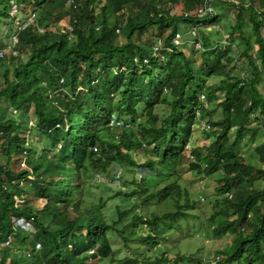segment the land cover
Returning <instances> with one entry per match:
<instances>
[{
	"label": "trees",
	"instance_id": "16d2710c",
	"mask_svg": "<svg viewBox=\"0 0 264 264\" xmlns=\"http://www.w3.org/2000/svg\"><path fill=\"white\" fill-rule=\"evenodd\" d=\"M12 1L0 0V23L2 18L9 16L8 5L10 8ZM47 1L20 0L19 15H26V6L31 5L39 18V26L48 20L40 26L46 31L40 33L37 27L29 26L19 33L17 55L0 58V63L5 66L0 83V155L4 158L0 162V244L11 243L16 251L15 236H18L22 246H27L18 255L13 252L12 257H7L2 249L0 264H6L7 260L12 264H89L86 259L89 249L96 250L94 259L109 256L116 259L112 250L113 238L123 241L126 248H133L132 244L143 246L149 240L151 247L156 248V243L163 242V236L172 230L168 229L171 223H178V217L186 218L187 210L194 206L189 205L188 197L184 198L183 205L180 203L178 167L186 161V145L192 142L191 126L198 118L196 107L205 86L200 84L203 70H207V78L222 74L225 80L219 87L203 94L207 100L214 98V94L222 96L223 118L213 121L205 106L199 108L202 117L207 115L211 127H218L224 133L236 128V133L233 140L223 139L219 133L209 145L190 149L193 162L189 163V169L198 174H212L222 163L227 167L231 165L237 173L225 178L222 187L225 192L246 183L253 175L256 166L238 155L236 148L244 136L251 133L248 121L252 116L264 126V84H259L261 75L264 77V37L261 34L264 5L255 0H215L233 6L237 20L230 24L231 33L226 39L218 36L213 41L206 30L212 26L215 31H222L227 26L225 16L219 15L217 9L214 17L197 19L172 15L168 6L172 7L178 0H136L135 4L141 10L135 15L125 7L130 0H68L67 6L58 9L46 6ZM207 1L185 0L184 10ZM65 17H69V34L50 29ZM196 24L198 35L192 38L189 30ZM117 27L124 29L126 37V42L120 46L115 44ZM176 36L188 41L176 45ZM193 40L200 42L201 48H196ZM233 44L242 46L237 56L230 54ZM154 47L158 49L155 51ZM50 50L56 65L45 58V53ZM223 59L228 64H236L242 75L233 74L234 69L224 66ZM107 60L118 63L114 67H104ZM105 69L108 72L114 70L115 74L110 77ZM76 83L80 84L81 91L73 93L71 90ZM194 88L198 95L192 94ZM63 89L73 95L62 96ZM163 91L166 93L162 101L170 102V112L166 116L164 112L155 111ZM129 92L135 98L136 107L144 108L148 117L139 139L135 140L129 139L126 132L118 136L110 125L113 117L127 125L126 118L130 117L125 108ZM116 94L121 95V100L108 113V119L102 120L100 113ZM152 96L155 99L149 100ZM87 99L94 105L93 110ZM48 102L53 113L44 112ZM31 106L53 150L42 153L36 144H29L22 137L27 125L18 120L21 112L28 111ZM15 110L18 114H12ZM100 120L105 127L97 126ZM105 133L107 138H103ZM82 139L88 144H83ZM159 143L162 144L157 145ZM147 146H154L145 163L150 171L149 181L156 185L155 177L158 176L159 182H166L165 186H159L158 195L171 198L176 211L132 216L126 224L125 220L134 210L121 209L120 198L132 199L137 192L142 196L143 206L155 200L154 193L143 196L152 187L151 183L146 185L145 177L140 179L138 191L130 193L126 180L123 182L121 178V168L129 167L127 172L134 174L130 170L137 166L129 152L137 148L144 150ZM105 148L110 151V159H103ZM48 153L49 157L46 156ZM257 153L264 161V144L257 147ZM23 154L31 158V169L13 171L14 156L21 158ZM35 156L38 158L32 160ZM114 165L121 169L112 180L116 187L114 193L100 196L98 205L85 203L80 191L89 190L92 184L87 185L83 173L93 169L98 172L93 175V183H101L104 179L108 181L107 169ZM115 180L120 186L114 183ZM133 182L137 183L135 179ZM26 183L30 184L28 193L43 203L41 207L26 202ZM54 188H64L66 196L56 195ZM108 202L114 204L117 214V220L112 224L107 223L103 212ZM111 205L106 207L114 209ZM221 206L223 208L210 214L206 233L214 239L229 240L220 251L227 257L224 264H264V189L236 191L232 198H224ZM18 218H23L35 231L28 233L19 229L14 222ZM164 226H167L165 233ZM82 229L88 240L74 244L73 236ZM137 229L140 232H136ZM153 248L152 252H155ZM160 248L156 250L159 251L157 256L144 258L140 255L142 260L139 261L147 264L185 263L183 255L175 253L172 257ZM139 252L140 247H137L135 253ZM135 253L125 255L121 264H137V259L130 257Z\"/></svg>",
	"mask_w": 264,
	"mask_h": 264
},
{
	"label": "rangeland",
	"instance_id": "374dc122",
	"mask_svg": "<svg viewBox=\"0 0 264 264\" xmlns=\"http://www.w3.org/2000/svg\"><path fill=\"white\" fill-rule=\"evenodd\" d=\"M15 3L18 5V7H21L20 0H14ZM136 0H130L129 3L125 6L128 10V12L131 13V15H135L138 13L141 9L139 6L135 4ZM164 2H167L168 0H161ZM68 0H48L46 3V6H49L53 9H58L59 7L67 6L66 4L68 3ZM209 3H212L215 5L216 9L218 10L219 15H224V24L227 26H224L221 30L222 31H215L214 28L209 27L206 31L209 35H211V39L214 41L218 36H222L223 39H226L228 35L231 33V27L230 24L235 23L237 20V14H236V9L229 5L228 3H223V2H215L214 0H209ZM255 3H262L264 5V0H255ZM11 6V4H10ZM170 7L172 15L179 16L181 15V11L186 7V2L185 0H178L175 5L168 6ZM8 11H9V16L6 18H2L1 23H0V45H6L9 43V38L11 33L14 30V22L10 17V8L8 5ZM26 15L29 13H35L32 9L31 5L26 6ZM36 14V13H35ZM26 15L21 14L19 15V19L21 20L22 18L24 19ZM37 17V14H36ZM37 19H39L37 17ZM109 19H112V16H109ZM40 23V22H39ZM48 23V20H45L42 24L45 25ZM42 24L40 26H42ZM245 24V23H244ZM245 27V26H244ZM120 28V33L116 32L115 34V44L120 46L126 42V37L124 34V29L121 27H117V29ZM44 31H46L45 27L42 28ZM50 29L56 31V29H59L60 31L69 34L70 31V26H69V17H65L57 26H53ZM210 29V30H209ZM69 30V31H68ZM261 34L264 37V29L261 30ZM234 35V34H233ZM236 35V34H235ZM234 35V37H235ZM146 38L149 39V35L145 36ZM27 40V38H26ZM150 42V40H148ZM188 40L185 38L179 40L180 44L186 43ZM151 44V43H149ZM179 44V45H180ZM234 47L231 49V55L232 56H237L239 55V50L242 51V46H239L241 44H233ZM239 46V47H238ZM45 58L50 61L52 64H55V61L52 58V52L47 51L45 53ZM118 62L115 60L113 61H105L103 66L105 67H114ZM200 64L201 61H198ZM222 63L224 66L228 65L229 67L233 68V74L235 75H242L241 69L239 67H236V64L233 63H227L225 59L222 60ZM11 66V65H10ZM5 66H2V63H0V83L3 81V73H4ZM204 74L202 75V80L200 81V84L203 85L205 84L202 92L199 94L198 98V105L196 109L198 110L197 116L198 118L195 120V124L191 126V137H192V142L188 145H186V155L187 159L184 162L183 165H180L178 167V172H180L181 179H180V187H181V199L180 203L183 205L184 198L188 197L189 198V205L191 206L194 204L193 208L187 210L188 216L186 218H181L178 217V223L174 222L171 223V227H168V229H172L171 231H167V226L162 227L164 233L166 234L163 236V239L166 240L163 242L161 241V247L160 250L162 249L166 250V253H169L172 257L175 253H179L183 255L185 258L188 256V260H198L199 256L204 255L205 252V246L203 242V238L201 237V234L203 230L207 231V220L210 216V214L214 213L215 211L219 210L220 208H223V201L222 200V187L225 182L226 177H232L234 174L237 173V170L234 169L231 165L228 167L225 166V164L222 163V165L219 166V168L213 172L212 174H198L195 171H192L189 169V163L193 162V158L191 157V154L189 153V150L194 148L195 146L197 147H202V146H207L210 144V142L214 141L217 137V135L220 133L222 138H228L233 140L235 133H236V128H233L230 132H225L221 131L218 127H211V124L208 122L209 118L207 115L205 117H202V113H200L199 108L201 106H205L208 110L207 112L209 115H211V118L213 121H218L223 118V106H222V96L220 94H214V98H210L207 100V98H203V94L205 95L209 90H212L215 87H219L221 81L225 80V77L222 74H217L215 77L212 78H207V70H203ZM262 73V70L259 71ZM105 73H108V76H113L115 74L114 70L112 72H108V70L105 69ZM103 75V74H102ZM132 81V78L129 80V82ZM94 85L97 83L95 80L92 82ZM263 83L264 84V77L261 75V78L259 79V84ZM80 84L76 83L74 88H72V92L76 93L77 91L80 90ZM195 85V84H194ZM81 91V90H80ZM193 95H198V90L197 89H191ZM72 92L69 93L67 90H62V96L64 95H70L72 96ZM82 93V92H81ZM166 92L163 91L162 95L159 97L157 107L155 108L156 112H164V115H168L170 112V102H163L162 97L164 96ZM175 93V90L173 91V94ZM262 95L264 97V90L262 91ZM206 97V96H205ZM155 96H152V98H149V100H154ZM121 100V95L116 94L113 98H111L107 105L103 108V113H100L102 115V120L104 118L109 117V112L113 111L115 109V104L118 103ZM88 102V99L86 100ZM135 98L132 94V92H129L128 98H127V104L125 108V112L127 115H129L130 119L127 117L126 120L128 121L127 125L123 127V121L121 119L117 118H112L110 125L115 129V133L120 136L122 132L127 133V137L129 139L135 140L139 139L138 135L140 134L141 128L146 125L147 121V116L144 113V108H138L136 107L135 104ZM89 107L91 110L94 109V105L89 101L88 102ZM50 102H48L44 108L45 113H53L54 110L49 108L50 107ZM17 110L13 111L12 114H18L16 113ZM233 117L236 119V113L235 110H233ZM20 123L22 125H27L26 128H23L22 137L25 139L26 142L29 144H36L39 149L42 151V153L46 150L52 149L49 144H48V138L46 136V133L44 132V129L39 123V120L37 119V115L35 113L34 108L31 106L28 111L23 110L20 114ZM251 121H248V125L250 124V129L251 133H247L243 140L241 141V144L236 148V153L240 155L243 158H246L251 164L255 165L256 168L253 172V175L249 177L242 185L239 187H234L233 190L235 191H240L244 192L247 191L248 189H257L261 190L264 189V161L258 157L257 153V147L259 145L264 144V126L261 124L260 120L257 118H254L253 116L251 117ZM100 120L99 123H97V126L100 127H105V123ZM118 120L122 123L121 126H117L115 121ZM264 121V119H262ZM114 121V122H112ZM175 122V119L173 120V123ZM19 123V124H20ZM69 127V126H68ZM125 130V131H124ZM31 132L33 133L32 136ZM103 138H107L106 133L103 135ZM83 144H88V142L84 139L81 140ZM162 143H159L157 145H160ZM1 145V143H0ZM59 147V146H58ZM57 147V148H58ZM154 146H147L144 150L137 148L135 150H132L129 152V154L133 157L135 161L137 162V166L135 168H131L130 171H132L134 174L128 173L127 170L129 167H124L122 169V181L124 182L126 180V183L128 184V193H130L133 189L139 186V176L142 175L145 177L147 173L150 171L148 170V167L146 166V161L149 158V155L152 153L151 150ZM53 150V149H52ZM164 155V152H162V156ZM45 156V155H44ZM49 157V153L46 155ZM38 156H35L32 160H36ZM110 151L105 148V154L103 155V159H110ZM4 158L0 155V162ZM31 158L28 155L23 154L21 158L14 156L13 158V164L11 166V169L13 171H18L20 169H31L29 164V160ZM34 162V161H31ZM156 165H159V163H156ZM73 167V166H72ZM118 168L117 165H114L110 169H107V174L106 179H104L101 183H93V175L98 172H94V170H90L89 173L84 174V180L87 182V185H91V188L88 190L84 189L83 192L80 191L82 198L84 199L85 203H88L89 205H98L99 204V197L100 196H108L106 195L107 193L113 194L114 190H116V187L113 185V179L117 174L118 170H121ZM146 170V171H145ZM260 171H262L260 173ZM100 174L102 172H99ZM115 175V176H114ZM99 177L101 176L98 175ZM97 176V177H98ZM71 178L73 176L70 175ZM93 177V178H92ZM96 177V178H97ZM138 181V183H134V179ZM103 179V178H102ZM33 178L30 176V181H32ZM105 182V183H104ZM145 183L146 185H149L151 183L152 187L149 189L147 194L143 196H147L148 194L154 193L155 195V200L152 203H147L146 206H143L142 204L144 201L142 200V196L138 194L136 197L130 199H122L120 198V203H118L121 206V209H128V210H134L133 212H130L129 217L125 220V223L128 224L132 216H139L141 217H146L149 216L151 213L159 214L161 215L162 213H166L168 211L170 212H175L176 208L174 206V201L171 200V198L159 196L158 191H159V186H165L166 182H159V177H155V183L149 181V177H145ZM159 183V184H158ZM30 184L26 183L24 185V191L25 196L27 197L26 202L31 203L33 206H39L43 204L41 200L34 199V197L29 194L28 192L30 191L29 189ZM203 188V189H202ZM138 189V188H137ZM111 190V191H110ZM53 192L56 195H60L62 197L66 196V191L64 188H57L53 190ZM200 196L204 198V200L200 199ZM202 201L201 204H198ZM17 202L19 201L16 200ZM22 202V201H21ZM20 202V203H21ZM112 202V201H111ZM108 202L104 206V216L106 218L107 223L112 224L113 221L117 220V214L115 212V206L113 203ZM218 202L217 205H215ZM45 203V202H44ZM112 204L111 206L114 207H106L108 204ZM154 204V205H151ZM135 207V208H134ZM202 210V211H201ZM263 210V209H262ZM114 211V213H113ZM89 213V212H88ZM253 214V213H252ZM87 215V214H86ZM90 213L87 215L89 216ZM254 215V214H253ZM253 217H250L249 220H252ZM177 221V220H176ZM15 225H18V228L22 229L25 232H34L35 230H32L30 228L29 223L23 219V218H18L15 221ZM175 224V225H174ZM20 225L22 227H20ZM249 226H251V223L249 221ZM27 227V228H26ZM140 232L139 229L136 230V232ZM245 231V230H244ZM154 239V236H152ZM73 243H84L88 240V235L86 234L85 230H81L78 235H74L73 238ZM158 239L162 238L159 236ZM202 239V240H201ZM15 241L17 245V250L13 251L12 249V244L8 243H3L0 244V260L3 256L2 254V249H5V252L7 253V257H12L15 253V255H18L22 251H25L27 249L26 245L22 246V243L20 241V238L18 236H15ZM229 240L227 238H222L220 241L217 243L216 247L218 248V251H221L222 248H224V245L228 243ZM152 241L149 240L148 242H145L143 246H137L138 244H132L131 246L133 248H126L123 245V241L120 239H115L113 238L112 240V245H113V252L114 255H116V259H113V257H107L106 259H100V258H93V261L91 264H121L122 261L124 260L125 255H132L135 253L137 247H140V252L137 254L135 253L134 256H130L132 258L137 259L138 262L139 260H142L141 256L146 258L152 257V256H157L159 251L152 252L151 247ZM207 243V241H205ZM7 245V246H5ZM157 245V243H156ZM208 245H211V243H207ZM22 247V249H21ZM215 247V246H214ZM37 248H39V245L37 244ZM155 253V254H154ZM137 262V263H138ZM6 264H12L7 260ZM233 264H239V263H233ZM257 264V263H254Z\"/></svg>",
	"mask_w": 264,
	"mask_h": 264
},
{
	"label": "built area",
	"instance_id": "2783aa9c",
	"mask_svg": "<svg viewBox=\"0 0 264 264\" xmlns=\"http://www.w3.org/2000/svg\"><path fill=\"white\" fill-rule=\"evenodd\" d=\"M181 15L184 18H188L190 16H194L197 19H204V18H209V17H214L216 15V10L213 6L212 3H209L208 1L201 5V6H195L193 9L191 10H182L181 11ZM10 17L13 20L14 24H15V29L13 30V32L10 35L9 38V43L7 46H3L0 47V58L6 57L12 55V56H16L17 55V50H16V45L18 44L19 41V33L23 30H25L26 28H28L29 26H35L37 27L38 31L40 33H44L45 31L42 29V27L39 26L38 24V19L36 17L35 13H29L23 20L19 19V7L18 5L12 1L11 2V8H10ZM124 27V25L122 26ZM197 29H198V24H196L194 27H192L189 30V34L192 38L197 37ZM116 32L120 33V28H118L116 30ZM182 38L179 36H176L174 43L176 45H179V40H181ZM196 48H201V43L198 41L193 40V42ZM181 45V44H180ZM161 45L158 44V47H160ZM158 47H154L155 51L158 49ZM114 122V121H112ZM116 125L119 126L122 123L120 121H115Z\"/></svg>",
	"mask_w": 264,
	"mask_h": 264
},
{
	"label": "clouds",
	"instance_id": "9594fccd",
	"mask_svg": "<svg viewBox=\"0 0 264 264\" xmlns=\"http://www.w3.org/2000/svg\"><path fill=\"white\" fill-rule=\"evenodd\" d=\"M215 1V0H214ZM215 2H217V1H215ZM236 1H234V3H235ZM213 6H214V8H215V10H216V7H215V5L213 4ZM10 8H11V6H10ZM216 13H217V11H216ZM8 44H6V45H2V46H0V47H3V46H7ZM118 121V120H117ZM122 125V124H121ZM121 125H119V126H121ZM124 126H126V125H124V123H123V127ZM146 171V170H145ZM150 173V172H149ZM149 173H147V175L146 176H148L149 175ZM145 176V177H146ZM141 178H143V176L142 175H140L139 176V181H140V179ZM180 181V180H179ZM114 183L116 184V185H118V186H120V184H119V182L117 181V180H115L114 181ZM137 183H138V181H137ZM179 184H180V182H179ZM125 189V186L122 184V189ZM139 189V186L138 187H136L135 189H133V191H138V189ZM150 189V188H149ZM149 189H148V191H149ZM203 189V188H202ZM147 191V192H148ZM222 191H223V189H222ZM224 193H223V195H222V200L224 199V198H232L234 195H235V193H236V191L235 190H231V191H223ZM138 194H140V193H137L136 192V196L138 195ZM147 194V193H146ZM180 198H181V195H180ZM200 199H202V200H204V198L202 197V196H200ZM16 200H18V198H15V201ZM17 202V201H16ZM202 203V201L200 200V202L198 203V204H201ZM251 216L249 215V218H250ZM201 237L203 238V242H204V246H205V252H204V255H202V256H199L198 257V260H188L189 259V257L187 256L186 257V259H185V263H182V264H224L225 263V261H226V259H227V257H225L224 255H222L221 253H220V251H218V248L216 247V245H217V243L220 241V239H214V238H211V237H209L208 235H207V233H206V230H203V232H202V234H201ZM202 240V239H201ZM205 241H207V243H211V245H208V247L206 246L207 245V243H205ZM7 243V242H6ZM226 244H228V243H226ZM225 244V245H226ZM224 245V246H225ZM215 246V247H214ZM159 247H161V244L160 243H158L157 245H156V248L154 247L153 249L156 251ZM164 251H166V250H164ZM95 253H96V250H94V249H89L88 250V254L86 255V259H87V263H91L92 261H93V255H95ZM137 264H147V263H143V262H139V263H137ZM167 264H174L173 263V261H172V263H167Z\"/></svg>",
	"mask_w": 264,
	"mask_h": 264
}]
</instances>
